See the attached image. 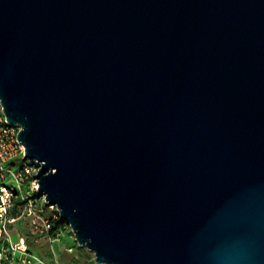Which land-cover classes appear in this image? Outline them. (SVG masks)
Segmentation results:
<instances>
[{
  "label": "water",
  "instance_id": "obj_1",
  "mask_svg": "<svg viewBox=\"0 0 264 264\" xmlns=\"http://www.w3.org/2000/svg\"><path fill=\"white\" fill-rule=\"evenodd\" d=\"M0 99L98 264H264V0H0Z\"/></svg>",
  "mask_w": 264,
  "mask_h": 264
},
{
  "label": "built area",
  "instance_id": "obj_2",
  "mask_svg": "<svg viewBox=\"0 0 264 264\" xmlns=\"http://www.w3.org/2000/svg\"><path fill=\"white\" fill-rule=\"evenodd\" d=\"M7 119L0 99V264H60L54 246L69 224L62 220L58 207L50 204L40 191L37 172L43 163L26 157V147L18 139L22 126ZM23 217L30 222L35 242L46 237L53 245L54 263L35 251L28 237L21 235L18 240L13 239V227ZM58 220L61 229L52 235Z\"/></svg>",
  "mask_w": 264,
  "mask_h": 264
},
{
  "label": "rangeland",
  "instance_id": "obj_3",
  "mask_svg": "<svg viewBox=\"0 0 264 264\" xmlns=\"http://www.w3.org/2000/svg\"><path fill=\"white\" fill-rule=\"evenodd\" d=\"M8 185H12L11 181H7ZM17 224L20 225V231H22L25 234H30L31 233V228H30V222L28 218L23 217L20 220L17 221ZM60 244H66V245H75V254L76 259H73L72 256H65L64 263L62 264H72L75 262L76 264H98L96 262L95 254L89 250L87 247H82L79 245L76 235L73 232V229L71 225L69 224L68 228L62 233L61 238L58 241ZM32 248L44 255L48 259H52L55 256V252L53 249V245L49 242V240L44 239L43 241L40 242H34L31 243ZM61 252V250H60Z\"/></svg>",
  "mask_w": 264,
  "mask_h": 264
},
{
  "label": "crops",
  "instance_id": "obj_4",
  "mask_svg": "<svg viewBox=\"0 0 264 264\" xmlns=\"http://www.w3.org/2000/svg\"><path fill=\"white\" fill-rule=\"evenodd\" d=\"M20 227V225H18L17 223H16V225H15V227H13V239L14 240H18L19 239V237L21 236V235H24V236H26V237H28V239H29V242H30V244L31 243H34L35 241V236L34 235H32L31 233L30 234H25V233H23L22 231H20L19 228ZM31 238V239H30ZM32 238H34V239H32ZM44 239H47L46 237L45 238H43L41 241H43ZM48 240V239H47ZM32 245V244H31ZM32 247V246H31ZM55 251H56V253H57V255H58V257H59V260H60V264H62V263H64V260H65V256H72L73 257V259H76V255H74L75 253V250H76V248H75V245L74 244H72V245H66V244H60L58 241L55 243ZM70 248H73L74 250H73V252H70L68 249H70ZM60 250H61V252H60ZM39 253V252H38ZM40 255H42L41 253H39ZM55 256V255H54ZM42 257H44L47 261H49V262H51V263H54V261H55V257L54 258H52V259H48V258H46L44 255H42ZM72 264H76L75 262H73ZM91 264V263H90Z\"/></svg>",
  "mask_w": 264,
  "mask_h": 264
},
{
  "label": "trees",
  "instance_id": "obj_5",
  "mask_svg": "<svg viewBox=\"0 0 264 264\" xmlns=\"http://www.w3.org/2000/svg\"><path fill=\"white\" fill-rule=\"evenodd\" d=\"M59 223H60L59 220L55 222V225H56V226H55V229L51 232L52 235H56V234L60 231L61 226L59 225ZM30 239H31V238H30ZM32 239H34V238H32Z\"/></svg>",
  "mask_w": 264,
  "mask_h": 264
}]
</instances>
